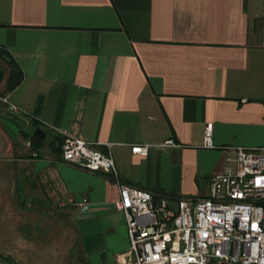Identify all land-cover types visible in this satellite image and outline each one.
I'll list each match as a JSON object with an SVG mask.
<instances>
[{"label": "crops", "instance_id": "obj_1", "mask_svg": "<svg viewBox=\"0 0 264 264\" xmlns=\"http://www.w3.org/2000/svg\"><path fill=\"white\" fill-rule=\"evenodd\" d=\"M263 41L264 0H0V47L21 72L7 89L0 52V240L18 262L67 253L25 239L20 211L68 219L75 264H117L128 250L117 183L204 197L231 154L218 146L263 145ZM205 127L215 148L201 145ZM66 135L108 151L117 180L61 160Z\"/></svg>", "mask_w": 264, "mask_h": 264}, {"label": "built area", "instance_id": "obj_2", "mask_svg": "<svg viewBox=\"0 0 264 264\" xmlns=\"http://www.w3.org/2000/svg\"><path fill=\"white\" fill-rule=\"evenodd\" d=\"M9 108L15 110L12 104ZM201 145L215 148L207 127ZM160 146L175 147V142L165 139ZM217 148L231 154L224 157L222 171L210 176L204 197L169 199L117 183L111 205L124 217L128 241L125 258L116 257L117 264H264V144ZM147 149L146 144L130 146L140 156ZM59 156L117 180L112 156L93 142L63 136ZM72 202L80 212L88 209L85 199Z\"/></svg>", "mask_w": 264, "mask_h": 264}, {"label": "rangeland", "instance_id": "obj_3", "mask_svg": "<svg viewBox=\"0 0 264 264\" xmlns=\"http://www.w3.org/2000/svg\"><path fill=\"white\" fill-rule=\"evenodd\" d=\"M1 65H6V60H0ZM32 212V211H20V217L18 220V227L24 238L34 239V242L39 249L44 250L45 246L49 244H63L67 246V253L65 254L66 260L64 264H75L73 260L74 245L72 239L68 235V226L66 221L68 219H56L55 217L46 218L45 215ZM60 221V222H59ZM11 238H7L4 241L0 240V256H2L7 264H27V262H18L17 254L13 255ZM44 248V249H42ZM41 258L44 252L38 254ZM37 255V256H38ZM45 264V263H44ZM46 264H50L47 262Z\"/></svg>", "mask_w": 264, "mask_h": 264}, {"label": "trees", "instance_id": "obj_4", "mask_svg": "<svg viewBox=\"0 0 264 264\" xmlns=\"http://www.w3.org/2000/svg\"><path fill=\"white\" fill-rule=\"evenodd\" d=\"M0 52L9 57V55L7 54V52L5 50H3L1 47H0ZM0 53V54H1ZM9 64H10V71H9V83L7 84V89H11L12 87H14L18 82L19 80L21 79V72L20 70L18 69V67L13 63V61L11 60V58L9 59ZM0 76H1V70H0ZM42 135H43V132L36 128L33 132V138L38 141L39 139L42 138ZM162 195V194H160ZM0 258H2V256H0Z\"/></svg>", "mask_w": 264, "mask_h": 264}]
</instances>
